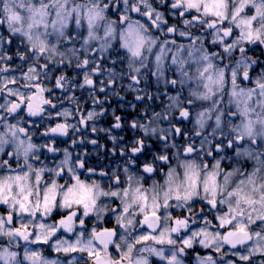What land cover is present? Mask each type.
I'll list each match as a JSON object with an SVG mask.
<instances>
[{"label": "snow or ice", "instance_id": "6c2138e0", "mask_svg": "<svg viewBox=\"0 0 264 264\" xmlns=\"http://www.w3.org/2000/svg\"><path fill=\"white\" fill-rule=\"evenodd\" d=\"M0 264H264V0H0Z\"/></svg>", "mask_w": 264, "mask_h": 264}, {"label": "flooded vegetation", "instance_id": "af4514ba", "mask_svg": "<svg viewBox=\"0 0 264 264\" xmlns=\"http://www.w3.org/2000/svg\"><path fill=\"white\" fill-rule=\"evenodd\" d=\"M50 254V253H49Z\"/></svg>", "mask_w": 264, "mask_h": 264}]
</instances>
